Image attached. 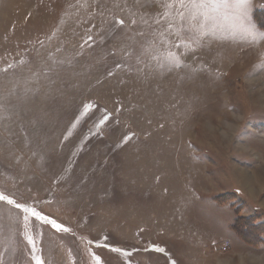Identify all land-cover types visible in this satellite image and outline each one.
Returning <instances> with one entry per match:
<instances>
[{"label":"rangeland","instance_id":"1","mask_svg":"<svg viewBox=\"0 0 264 264\" xmlns=\"http://www.w3.org/2000/svg\"><path fill=\"white\" fill-rule=\"evenodd\" d=\"M208 2L0 0V264L264 258V0Z\"/></svg>","mask_w":264,"mask_h":264},{"label":"snow or ice","instance_id":"2","mask_svg":"<svg viewBox=\"0 0 264 264\" xmlns=\"http://www.w3.org/2000/svg\"><path fill=\"white\" fill-rule=\"evenodd\" d=\"M213 3L216 4V6H219L218 0H213ZM248 0H233L232 7L239 8V9H246ZM179 8L186 9L189 11V15L191 18L195 19L197 11L199 9H203L209 6H212L209 4L208 0H178ZM173 5H167V7H172ZM246 14V13H245ZM168 15V13H166ZM178 15L181 19L185 18V12H179ZM119 24L123 25V20L117 21ZM135 21H133L134 23ZM85 107H88L87 105ZM0 201H7L8 203H15L13 200H11L8 196L4 195L3 193H0ZM16 207H21V205L17 204ZM33 215L39 216L40 214L33 211ZM42 219L47 220V217H41ZM52 225L58 229L62 228V225H58L54 220L51 221ZM29 241L31 242L32 238L28 237ZM159 251H163V249H158ZM36 264H43L41 259L39 257H36ZM99 259V258H97Z\"/></svg>","mask_w":264,"mask_h":264},{"label":"trees","instance_id":"3","mask_svg":"<svg viewBox=\"0 0 264 264\" xmlns=\"http://www.w3.org/2000/svg\"><path fill=\"white\" fill-rule=\"evenodd\" d=\"M259 14H262L258 12ZM256 13L255 15H257ZM256 20H258V17H256ZM264 26V24L262 23ZM256 218L254 216H248V217H243V216H238L235 220L234 223L232 224V229L233 231L244 241L249 243L250 245L253 246H260L262 243L263 238L261 235L264 233V222H261L259 224H255L253 219ZM243 228V229H242ZM254 233H253V232ZM253 233V234H251Z\"/></svg>","mask_w":264,"mask_h":264},{"label":"bare ground","instance_id":"4","mask_svg":"<svg viewBox=\"0 0 264 264\" xmlns=\"http://www.w3.org/2000/svg\"><path fill=\"white\" fill-rule=\"evenodd\" d=\"M239 169L240 170L237 172V174H238V179H239L240 183H242L243 186H247V188H250V190H253L254 187L253 188L251 187L252 186V183L254 181L260 179V177H258L257 175H253V174L250 175V174H248V172H245V170H243V168H240L239 167ZM261 182L263 183V179H261ZM263 188L264 187L261 186V191L263 190ZM243 260H246V259H243ZM248 260L252 261V263L264 264V258L263 257H257V256H254L253 255L250 258H248Z\"/></svg>","mask_w":264,"mask_h":264},{"label":"crops","instance_id":"5","mask_svg":"<svg viewBox=\"0 0 264 264\" xmlns=\"http://www.w3.org/2000/svg\"><path fill=\"white\" fill-rule=\"evenodd\" d=\"M229 229H230V228H229ZM229 231H231V230H229ZM229 238L232 240V238H233V235H232V234H230V235H229ZM220 260H221V259H220ZM220 263H221V264H223V261H221ZM228 263H229V262H228ZM224 264H225V263H224Z\"/></svg>","mask_w":264,"mask_h":264}]
</instances>
